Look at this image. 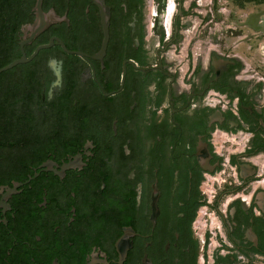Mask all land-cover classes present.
<instances>
[{
	"label": "flooded vegetation",
	"instance_id": "af4514ba",
	"mask_svg": "<svg viewBox=\"0 0 264 264\" xmlns=\"http://www.w3.org/2000/svg\"><path fill=\"white\" fill-rule=\"evenodd\" d=\"M20 1L2 53L52 45L12 75L29 114L0 108V264H264V89L233 57L176 59L212 0H43L61 20L33 39Z\"/></svg>",
	"mask_w": 264,
	"mask_h": 264
},
{
	"label": "rangeland",
	"instance_id": "374dc122",
	"mask_svg": "<svg viewBox=\"0 0 264 264\" xmlns=\"http://www.w3.org/2000/svg\"><path fill=\"white\" fill-rule=\"evenodd\" d=\"M212 3L214 7L211 30H208V27L203 28V24L199 23V19L195 17L192 18L191 27L181 35L182 44L176 52V59L180 61L179 66L183 71L185 70L183 65L189 49L193 54L200 56L209 52L218 57H233L243 64L242 68L249 76L250 82L259 84L260 89H263L264 15L260 16L259 21L253 26L249 24V18L251 15L264 11V0H212ZM235 147L240 148V145H235ZM232 151L234 154L238 152L234 147ZM256 165L259 176L252 180L259 181L261 187L264 188V174H262L264 155L259 158ZM224 169L230 171L229 165L225 163ZM222 175L223 171L222 173L217 172L212 178L207 176V179H213L209 182L210 184L219 185L225 184V180L234 181L232 175L229 177ZM207 213L211 216V227L214 230L219 224V218L211 209L207 210ZM199 216L203 217L204 214L200 213ZM208 227H210V222L207 223Z\"/></svg>",
	"mask_w": 264,
	"mask_h": 264
},
{
	"label": "trees",
	"instance_id": "16d2710c",
	"mask_svg": "<svg viewBox=\"0 0 264 264\" xmlns=\"http://www.w3.org/2000/svg\"><path fill=\"white\" fill-rule=\"evenodd\" d=\"M34 0L24 1V8L30 7ZM23 2L20 0H0V10L2 9H19L22 7ZM27 5V6H26ZM3 16H0V34L4 29ZM10 39L0 35V46L9 42ZM13 60V57L7 56L2 53L0 49V68L7 65ZM18 71L29 74L31 71L27 66H18L0 74V108H11L12 106H19L23 114H29L30 107L33 104L34 96L28 93V90L34 87L35 81L29 77L16 78L12 75ZM12 114V112H10ZM22 118V116H21ZM24 118V117H23ZM25 135L35 137V130L29 120H26L25 127L23 128ZM23 129L19 130L21 135ZM14 132V129H4ZM18 131V132H19ZM11 135V134H9ZM13 136V135H11Z\"/></svg>",
	"mask_w": 264,
	"mask_h": 264
},
{
	"label": "water",
	"instance_id": "95a60500",
	"mask_svg": "<svg viewBox=\"0 0 264 264\" xmlns=\"http://www.w3.org/2000/svg\"><path fill=\"white\" fill-rule=\"evenodd\" d=\"M42 1L43 0H35L34 1L32 10L34 12L35 19H34L32 24L26 25L24 27V32L30 33V39L35 38L37 35H39L41 32H43L45 29H47V27L49 25L61 20L59 17H57L55 15V13L52 10H50L48 13H44L42 11V8H41ZM98 7L100 8V10L105 9L107 11V8L104 7L102 1L99 2ZM262 15H264V11H262L261 13L255 14V15H251L249 18V24L252 26L255 25L258 22L260 16H262ZM104 27H105L104 32H105V41H106V38H107L106 23L104 24ZM58 42L63 47V49L66 50L65 47L63 46V44L60 41H58ZM23 43H21V45ZM51 45H52V40L47 45H41V46L37 47L36 50L28 58L24 54H22L21 57H19L18 59H16V60L10 62L9 64L1 67L0 68V74L3 72H6L8 70H11L12 68H14L18 65H22V64L29 62L30 60H32L36 56V54L38 53L39 50L46 49ZM226 63L227 62H222L221 60H217V64H220V66H222V67L225 66ZM220 70L221 69H218L217 73H219Z\"/></svg>",
	"mask_w": 264,
	"mask_h": 264
},
{
	"label": "bare ground",
	"instance_id": "6f19581e",
	"mask_svg": "<svg viewBox=\"0 0 264 264\" xmlns=\"http://www.w3.org/2000/svg\"><path fill=\"white\" fill-rule=\"evenodd\" d=\"M170 12H171V11L169 10V14H170Z\"/></svg>",
	"mask_w": 264,
	"mask_h": 264
},
{
	"label": "built area",
	"instance_id": "2783aa9c",
	"mask_svg": "<svg viewBox=\"0 0 264 264\" xmlns=\"http://www.w3.org/2000/svg\"><path fill=\"white\" fill-rule=\"evenodd\" d=\"M264 89V88H263Z\"/></svg>",
	"mask_w": 264,
	"mask_h": 264
}]
</instances>
